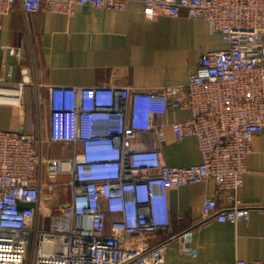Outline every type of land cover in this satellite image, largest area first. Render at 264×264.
<instances>
[{
	"label": "built area",
	"instance_id": "2783aa9c",
	"mask_svg": "<svg viewBox=\"0 0 264 264\" xmlns=\"http://www.w3.org/2000/svg\"><path fill=\"white\" fill-rule=\"evenodd\" d=\"M133 0H20L26 14L72 17L82 7L124 12ZM16 0H0V17ZM146 20L208 22L227 47L207 52L185 85L44 86L31 133L0 130V264H164L175 237L167 192L213 180L228 206L206 200L201 224L249 222L239 192L253 138L264 132V0H142ZM22 59L25 46H4ZM25 84L0 86V105L19 107ZM173 112L190 118L169 122ZM166 128L197 142L201 161L170 167ZM54 145L68 157L51 158ZM58 197L49 208L45 199ZM28 205H32L28 207ZM233 264H248L236 260ZM251 264H264L255 261Z\"/></svg>",
	"mask_w": 264,
	"mask_h": 264
},
{
	"label": "crops",
	"instance_id": "0c3cea01",
	"mask_svg": "<svg viewBox=\"0 0 264 264\" xmlns=\"http://www.w3.org/2000/svg\"><path fill=\"white\" fill-rule=\"evenodd\" d=\"M142 0H133L126 11L79 8L68 17L43 10L26 14L16 0L9 16L0 17V86L25 84L21 106L0 105V130L31 133L35 126L34 96L40 94L46 111L44 86H116L155 90L185 85L200 59L209 51L226 49L208 22L177 18L146 20ZM4 46H25L22 59ZM188 112H173L169 122L188 120ZM162 156L170 167H190L201 161L194 139L175 141L166 128ZM68 147L52 146L51 158L68 157ZM247 173L239 198L251 208L249 222L201 224L206 200L228 206L213 180L167 192L169 229L158 240L175 237L164 264H248L264 261V132L256 135L246 162Z\"/></svg>",
	"mask_w": 264,
	"mask_h": 264
},
{
	"label": "water",
	"instance_id": "95a60500",
	"mask_svg": "<svg viewBox=\"0 0 264 264\" xmlns=\"http://www.w3.org/2000/svg\"><path fill=\"white\" fill-rule=\"evenodd\" d=\"M22 134V131L20 132ZM44 204L49 208H58L59 207V201L56 197L53 199H45ZM32 205H28V207H31Z\"/></svg>",
	"mask_w": 264,
	"mask_h": 264
},
{
	"label": "rangeland",
	"instance_id": "374dc122",
	"mask_svg": "<svg viewBox=\"0 0 264 264\" xmlns=\"http://www.w3.org/2000/svg\"><path fill=\"white\" fill-rule=\"evenodd\" d=\"M54 198V197H53ZM57 200L59 201V207L61 206L60 199L56 196Z\"/></svg>",
	"mask_w": 264,
	"mask_h": 264
},
{
	"label": "trees",
	"instance_id": "16d2710c",
	"mask_svg": "<svg viewBox=\"0 0 264 264\" xmlns=\"http://www.w3.org/2000/svg\"><path fill=\"white\" fill-rule=\"evenodd\" d=\"M55 146V145H54ZM56 146H59V145H56Z\"/></svg>",
	"mask_w": 264,
	"mask_h": 264
}]
</instances>
